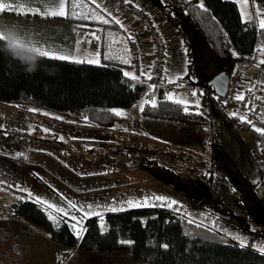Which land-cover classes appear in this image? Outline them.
<instances>
[{"label": "rangeland", "instance_id": "obj_1", "mask_svg": "<svg viewBox=\"0 0 264 264\" xmlns=\"http://www.w3.org/2000/svg\"><path fill=\"white\" fill-rule=\"evenodd\" d=\"M183 25L190 44L183 55L191 63L185 73L209 82L222 67L199 33ZM145 100L131 109L118 108L126 121L117 120L111 127L31 104L0 103V195L11 197L7 205L13 198L40 199L66 210L69 203L75 204L83 209L72 210L76 218L83 217L75 229V218L49 210L56 221L65 218L81 239L90 216H99L103 223L110 210L143 207L146 200L148 207L175 201L189 219L214 229L219 228L215 217L232 221V227L219 228L221 237L264 253V155L258 139L231 120V109L216 96L210 97L207 108L210 122L201 125L145 118L138 113ZM56 158L80 178L92 183L100 179L115 187L95 191L52 187L48 180L56 182L59 177L49 173L46 163ZM42 185L49 192H41ZM54 198L62 202L56 205ZM86 212L91 214L85 216Z\"/></svg>", "mask_w": 264, "mask_h": 264}, {"label": "trees", "instance_id": "obj_2", "mask_svg": "<svg viewBox=\"0 0 264 264\" xmlns=\"http://www.w3.org/2000/svg\"><path fill=\"white\" fill-rule=\"evenodd\" d=\"M148 1L174 27L187 24L197 31L220 63L221 71L233 75L241 64L264 61V29L253 21H245L235 1ZM78 18L89 22L80 15ZM124 74L116 62L93 64L47 57H41L36 72L28 74L25 65L6 51V40L0 43V103L31 104L67 114L77 121L85 119L88 124L111 127L122 119L115 114V107H132L146 99L143 111L139 110L143 117L193 125L210 122L207 96L198 106L178 104L161 89ZM198 82L207 90L212 89L208 82ZM215 96L227 108L224 98ZM231 120L258 139L264 155V134L240 117L232 116ZM162 203L110 210L103 223L99 216H90L85 220L86 230L81 239H77L65 218L50 219L46 209L34 200H15L10 206L14 214L70 249L128 251L140 260L156 264H264V253L221 237L219 228L232 227V221L215 217L219 228L214 229L189 219L179 204ZM60 264H67V255L60 254Z\"/></svg>", "mask_w": 264, "mask_h": 264}, {"label": "crops", "instance_id": "obj_3", "mask_svg": "<svg viewBox=\"0 0 264 264\" xmlns=\"http://www.w3.org/2000/svg\"><path fill=\"white\" fill-rule=\"evenodd\" d=\"M132 1L136 4L147 5L160 29L169 40L170 73L174 76H184L193 81H201V79L191 77L190 73H185L186 67L187 69L189 67V70H186L190 71L191 63L183 55L184 48L190 45L184 33V25L180 28L174 27L158 7L148 0ZM233 1L238 4L245 21H253L260 27V20L264 19V0ZM0 2L6 6L10 3L14 8L19 0H0ZM97 3L100 7L96 6ZM73 4L80 5V7L73 9ZM25 7H30L33 11L26 15L16 11H0V30L5 33V40L9 31L15 30L19 40L24 35L25 39L42 42L45 48L51 47L58 55L70 57L61 60H75L93 64L116 62L121 65L125 73L133 77L135 75L134 58L131 51V38L127 31L129 27H133L144 47V66L149 69L151 65L152 49L141 25L135 19L128 17L109 4L98 0L95 2L93 0H66L65 15L46 14L48 10L56 9L57 0H25ZM73 11L80 13V16L89 22L80 20L79 15L74 16ZM104 21L108 22L105 23ZM88 32L100 36L101 43L98 50H90L82 45L81 37ZM260 62V60H255L241 64L237 70H233V75L240 72L243 75L240 82L242 88L248 89L254 80L264 82V66L260 65ZM233 75H230L231 78ZM171 96L180 97L178 94ZM132 107H115L114 111L116 113L118 108L131 109ZM120 116H122L121 120L126 121L124 115ZM82 121L85 122V119ZM52 161L51 164L46 163L47 169H49V173L51 170L53 176L59 177V181L56 182H49L48 180L49 183L47 182V184L52 187L66 186L73 190L83 189L87 191L115 187V184L111 185L110 182L107 183L100 179L93 180L92 183L91 180L76 176L73 171L74 168L67 165L62 166L59 162L60 159L56 158ZM80 172L83 175V169ZM39 189L41 192H49L44 185ZM110 195L116 196V193H110ZM57 196L64 197V195L59 194ZM98 197L100 196L98 195ZM10 198L7 195H0V264H60V254L67 255V264H156L140 260L128 251L70 249V247L54 241L44 230L14 214L10 204L18 199L13 198V201L7 205L6 202ZM34 201L37 202L36 199ZM58 201L55 202V198L52 200L56 205L62 202V200ZM42 206L49 215H53L45 205ZM206 214L207 216L213 215L209 212Z\"/></svg>", "mask_w": 264, "mask_h": 264}, {"label": "built area", "instance_id": "obj_4", "mask_svg": "<svg viewBox=\"0 0 264 264\" xmlns=\"http://www.w3.org/2000/svg\"><path fill=\"white\" fill-rule=\"evenodd\" d=\"M99 2L109 4L118 11H122L128 17L135 19L142 27L152 49V61L149 69L144 66V47L139 40L135 29L129 27L128 35L131 38V51L134 58L135 75L133 77L141 82L148 83L154 88H159L164 94H178L185 103L201 105L207 96L216 95L212 89L207 90L204 85L198 81H193L184 76H174L169 71V51L170 44L165 33L160 29L155 17L152 15L147 5L136 4L134 1L126 0H98ZM82 45L90 50H98L101 39L98 34L91 32L85 33L81 37ZM149 74L151 79H147ZM242 74L235 73L230 80V85L224 102L231 114L243 118L251 124L253 129L264 131V82L254 80L248 89L242 88L240 82ZM169 80L174 82L169 83ZM242 96L243 99H237ZM262 133V132H260Z\"/></svg>", "mask_w": 264, "mask_h": 264}, {"label": "snow or ice", "instance_id": "obj_5", "mask_svg": "<svg viewBox=\"0 0 264 264\" xmlns=\"http://www.w3.org/2000/svg\"><path fill=\"white\" fill-rule=\"evenodd\" d=\"M93 2H95V0H93ZM126 2H130V0H126ZM65 3H66V0H57L56 9L55 10L50 9V10H48L46 12V14L47 15H65L66 14V12H65ZM96 6L100 7V5L98 3L96 4ZM72 7H73V9H75L77 7H80V5L73 4ZM3 10L16 11L19 14H25V15L28 14L29 12L33 11L30 7H25V0H19V2L16 3V6L14 8L11 6L10 3L6 6L4 3L0 2V11H3ZM72 14L74 16L80 15V13H78L76 11H73ZM104 22L107 23L108 21H104ZM260 28L264 29V19L260 20ZM4 40H5V33L2 30H0V43H2ZM18 43L19 44H24V43L30 44L32 46V50L34 52L38 53L40 57H47L49 59H68V58H70V57H65L63 55H58L57 52L54 51L51 47L45 48L43 46L42 42L33 41L32 39H25L24 35H22V39H20L18 41ZM78 62H83V61H78ZM89 62H91V61H89ZM261 63H264V61H261ZM141 74L142 75H146L147 79H151V76L149 74H145V73H141ZM124 75L125 76H129L128 73H125ZM172 82H174V81L173 80H169V83H172ZM152 87L154 88V86H152ZM168 98L170 100L174 99L171 95H169ZM237 99H243V97L242 96H238ZM174 102L178 103V104L185 103L184 101H181L179 99H175ZM152 106L153 107L156 106L154 100L152 101ZM140 110L143 111V106H141ZM187 110H188L187 107H185V111H187ZM29 111H36V110L35 109H29ZM115 114L116 115H120L121 113L116 112ZM241 119H243V118H241ZM255 130L258 131V132H262V134H264V131H262L260 129H255ZM0 190H2V189H0ZM29 195H31V194L29 193ZM156 199L163 201L165 198L156 197ZM37 202L42 204V205H45V207L47 209H51L52 213H54L55 215L68 216V217L75 218L77 220V224L73 225L74 229L77 227V225L82 223L83 217L76 218L74 216V212L72 210L82 211L83 209L82 208H77V206L75 204L69 203L68 206H67V210H66L64 208H57L54 205L47 204L45 201L40 200V199H37ZM175 203H176L175 201L172 202V204H175ZM129 204L131 206V202H129ZM137 206H139V205H137ZM145 206H147V200L145 201ZM168 206L171 207V204H169ZM89 208H91V206H89ZM90 214H91L90 212L84 213L85 216L90 215ZM49 218L50 219H54V216L50 215ZM237 239H239V238L237 237ZM240 246L243 248V247H245V244L243 242H241ZM164 247H167V246L165 245Z\"/></svg>", "mask_w": 264, "mask_h": 264}, {"label": "clouds", "instance_id": "obj_6", "mask_svg": "<svg viewBox=\"0 0 264 264\" xmlns=\"http://www.w3.org/2000/svg\"><path fill=\"white\" fill-rule=\"evenodd\" d=\"M19 39L15 30H10L6 36V51L9 52L14 59H18L22 65H25V71L28 74L36 72L40 56L32 50L30 44H19Z\"/></svg>", "mask_w": 264, "mask_h": 264}, {"label": "water", "instance_id": "obj_7", "mask_svg": "<svg viewBox=\"0 0 264 264\" xmlns=\"http://www.w3.org/2000/svg\"><path fill=\"white\" fill-rule=\"evenodd\" d=\"M231 76L226 70L220 71L214 75L208 82L209 86L213 88L216 95L219 97H225L230 85Z\"/></svg>", "mask_w": 264, "mask_h": 264}]
</instances>
